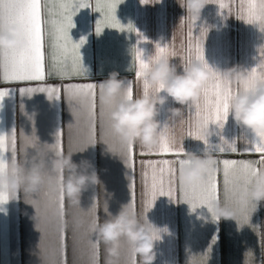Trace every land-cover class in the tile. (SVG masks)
<instances>
[{"label": "crops", "instance_id": "1", "mask_svg": "<svg viewBox=\"0 0 264 264\" xmlns=\"http://www.w3.org/2000/svg\"><path fill=\"white\" fill-rule=\"evenodd\" d=\"M51 2V0H50ZM95 4V0H92ZM122 0L118 4L116 15L124 25L133 24L137 32L120 31L106 27L101 34L96 33V24L102 14L95 8H81L73 17L74 27L71 36L79 42H87L80 52L86 71L79 75L69 72L68 77L53 71L63 67L65 56L52 48L49 37V17L42 9L43 44L45 52V79L43 81L3 80V67L0 61V90L9 94L0 103V134L8 135V151L4 153L8 164L12 160L11 135L15 132V159L25 160L36 155L35 149L24 152V135L32 136L41 145L62 144V153L78 151L73 160L79 163L88 160L95 165L102 185H93L82 194L81 207L89 210L94 205L98 213L97 220L107 219L103 212L105 202L109 211L116 214L124 204L131 203L134 197L135 210L143 212L150 200V172L148 161H173L175 172L172 197L157 196L153 208L148 213L149 220L162 230V239L157 242L155 264H264V201L254 204L248 210V222L243 220L244 211H238L236 219H214L207 206L195 211L184 202L180 192V159H187L189 153L203 155L208 149L203 141L189 137L188 132L195 130L194 106L182 108V115L169 120L170 108H179L171 98L164 104L158 117L162 124L168 125V138L175 137L176 149L183 148L184 154H149L139 144H134L133 163L130 166L121 156L124 153L120 143L111 136L99 101V83L106 80L112 72L119 73V78H126V84L133 85V95L138 96L143 90V80L136 76L138 64L134 60L132 49L140 47L145 60L155 54L156 44L167 47L171 62L182 72L186 65L189 49L195 54V44L199 41L208 64L220 72L233 67H240L247 72L264 62L260 49L264 48V32L257 24H248L238 18L242 4L248 0H222L228 7L220 8L216 3H209L198 21L190 18L181 20L186 15L177 0ZM260 0H257L259 3ZM155 3V4H154ZM59 8L54 9L52 18H59ZM206 29V31H205ZM203 33V35H202ZM194 59V58H193ZM72 58L67 57L71 65ZM94 83L95 94V144L88 143L87 112L82 110L79 101L70 98L66 91L68 85ZM56 88L59 99H49L47 92L24 94L23 88ZM234 92L241 86L231 80ZM164 95V93H162ZM103 124V127L101 126ZM213 132L209 142L213 148L222 144L236 142L240 149L232 152H208L215 160H258L257 153H248V141L257 137L250 129L237 125L229 116L223 129L210 125ZM62 133V135H59ZM59 135V136H58ZM39 147V145H38ZM56 150V148H55ZM155 151V150H154ZM49 154L46 159H50ZM264 168V165L260 166ZM149 173L146 177L145 173ZM219 202L236 208V197L225 199L223 183V165L217 173ZM7 202L0 204V264H105L107 253L102 243L93 256L90 224L92 217H83V224L76 227L74 217L80 215L64 198L63 209L58 207L59 192L49 199L41 193L17 196L9 193ZM95 235V233H94ZM96 237V236H95ZM125 260L132 264V255L125 248Z\"/></svg>", "mask_w": 264, "mask_h": 264}, {"label": "clouds", "instance_id": "2", "mask_svg": "<svg viewBox=\"0 0 264 264\" xmlns=\"http://www.w3.org/2000/svg\"><path fill=\"white\" fill-rule=\"evenodd\" d=\"M157 2L158 0L155 3ZM177 3L186 12L181 20L190 18L198 21L210 0H177ZM27 45L28 39L21 24H11L0 29V50ZM154 56L155 54L152 57ZM182 68L183 71L178 72L169 56L153 59L147 70V93L143 81V90L135 97L127 95V79L119 78L117 72H112L106 80L99 83L102 86V90L99 89V101L103 105L109 132L121 146L139 144L145 150H157L165 125L158 117L167 99L171 98L181 106L168 110L169 120L181 117L184 106L195 107L201 101L203 89L213 79L214 72L218 71L208 62L196 59L182 65ZM220 73L230 81H238L241 86L239 94H234L229 101V116L242 128L250 129L255 134H264V84L249 91L245 84L247 74L240 67ZM193 123L195 128L200 127L201 121L196 114ZM204 133L208 140L213 134L210 127L205 128ZM169 141L173 146L177 143L175 137H169ZM23 144L25 153L29 149H35L36 155L25 160L11 161L7 170L0 173V191L16 196L21 192L24 196L43 192L51 201L60 192L59 178L62 177L64 198L80 213L73 218L74 223L76 227H80L84 222L83 217L91 215L90 225L94 227L96 239L104 245L107 253L105 264H127L125 248L131 252L132 264H155L156 245L162 239V230L149 220L148 213L154 206L137 212L128 203L113 214L106 201L103 212L107 214V219L98 221L94 205L87 211L81 207L82 194L90 186L102 185L92 162L81 160L77 163L73 160V155L85 148L61 154L55 150L54 145H41L39 139L34 140L29 135H24ZM50 153L53 155L46 159ZM187 159L192 163L185 165L179 173V181L186 186L202 180L211 168L209 162L215 161L208 151L203 155L189 153ZM239 201L241 204L251 202L256 205L264 201V168L260 169L251 187L239 197ZM214 211L222 219L237 220L238 217L236 208L219 201L216 202Z\"/></svg>", "mask_w": 264, "mask_h": 264}, {"label": "snow or ice", "instance_id": "3", "mask_svg": "<svg viewBox=\"0 0 264 264\" xmlns=\"http://www.w3.org/2000/svg\"><path fill=\"white\" fill-rule=\"evenodd\" d=\"M122 0H95L93 4L92 0H0V29L5 28L8 25L19 23L23 26L25 35L28 39V45L26 47H17L11 49L0 50V61H2L3 67V80L10 81H43L45 79V52L43 44V20L42 9L49 17V37L53 41L52 48L54 53L59 51L65 56V63L63 67H57L54 56V63L52 65L53 71L59 73L61 76H68L69 72L79 75L80 72L86 71L83 65V59L80 49L87 42L86 38H82L79 42L73 40L71 36V29L75 26L73 22L74 14L81 8L94 7L95 11H99L102 14L101 19L97 21L96 33L101 34L106 27L118 29L120 31L137 32L138 30L131 23L124 25L117 18L116 10L119 3ZM147 3V0H143ZM210 3H216L219 7L226 8L228 5L223 3L222 0H210ZM242 11L238 18L245 21L248 24H257L262 32H264V0H248L246 6L242 4ZM59 8L60 12L57 14V18L54 16V9ZM206 31V29H205ZM203 35V33H202ZM261 55L264 56V48L260 49ZM135 62L138 64L136 76L142 78L144 81L145 93H147V70L149 64L153 59L158 60L161 57L169 55H175V52H169L167 47H162L159 43L156 44L155 56L150 57L148 60L144 58V52L140 47L132 49ZM71 56V65L67 63V57ZM206 61L204 48L198 41L195 44V54L193 57L192 49H189V56L187 64L192 60ZM231 81L227 79L219 71L214 72L213 79L210 80L202 92L201 101L194 107L195 114L200 118V127L188 132L189 137H193L197 140H202L208 145L207 151L213 152H232L237 153L240 149L236 146V142L229 143L227 140H223L222 144L217 148H213L210 144L207 136L204 133V129L210 127L212 124H216L220 129H223L229 118V101L234 94H239L240 90L236 92L230 87ZM247 89L254 91L259 84H264V62H261L257 67L252 68L247 72V80L245 81ZM97 85L94 83L68 85L66 91L69 93L70 98H74L79 101L82 110L87 112L88 120V143L95 144V94ZM102 90V86H99ZM47 92L49 99H59V89L56 88H23L21 92L24 94H32L34 92ZM127 95L131 97L133 95V85L131 82L127 85ZM9 94L8 90H0V103H2L5 96ZM190 110L192 106L189 105ZM104 109L102 108L101 115L103 116ZM103 127V124L101 125ZM62 135V133H59ZM58 135V136H59ZM256 141H248L250 147H246L243 151L248 153H257L260 156L258 160H234L224 159L222 161L215 160L210 161L211 168L205 174L204 178L198 181L196 184L186 186L180 182V192L184 202H187L193 211L198 207L207 206L212 213L214 219H219L215 215L214 207L216 202L219 201L217 173L220 170L221 164L223 165V183L224 194L227 200L230 195L236 197L237 210L244 211L243 220L248 222V210L254 205V203L241 204L239 197L247 191L254 181L256 175H258L261 165H264V134H255ZM9 136L0 134V173H3L8 168V161L4 157V153L8 151ZM12 141V160L15 161V132L11 135ZM56 151L62 154V144L57 140L54 145ZM124 150V156L128 164L131 166L133 163V150L134 144H127L121 146ZM143 155L157 154H184V149L181 147L176 149L170 143L168 138V125L167 123L162 128L160 147L155 151L147 150L142 153ZM173 161L167 159L160 161H148L147 166L151 170L150 172V200L148 201V207L153 206L157 196L172 197L175 189L172 187V179L175 169L172 167ZM175 163L179 164V171H182L184 166L191 164L188 159H180ZM148 177L149 173H145ZM61 189L58 196V207L63 209V188L62 177L59 178ZM9 199L8 192L0 191V204L7 202ZM132 206L135 210L134 197L132 198ZM90 231L93 233V256L95 257L96 250L99 247V241L94 235V227L90 225Z\"/></svg>", "mask_w": 264, "mask_h": 264}]
</instances>
